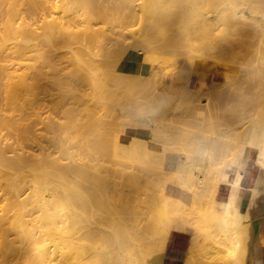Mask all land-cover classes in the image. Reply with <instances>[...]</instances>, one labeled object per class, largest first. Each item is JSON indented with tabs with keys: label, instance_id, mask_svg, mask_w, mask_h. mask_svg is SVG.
<instances>
[{
	"label": "bare ground",
	"instance_id": "6f19581e",
	"mask_svg": "<svg viewBox=\"0 0 264 264\" xmlns=\"http://www.w3.org/2000/svg\"><path fill=\"white\" fill-rule=\"evenodd\" d=\"M2 5L0 264H154L159 256L150 258L152 233L165 246L171 225L199 214L212 222L203 233L222 247V264H243L249 233L239 227L238 202L226 199L217 213L213 200L225 165L242 149L244 172L254 151L264 168V0H0ZM30 59L33 64L25 62ZM64 63L72 67L66 79ZM154 76V91L139 87ZM42 79L47 82L41 86ZM53 90L59 96L47 108L70 122L41 118L40 112L38 124L50 137L45 139L34 134L27 108L35 91ZM89 90L90 97H80L87 108L76 107L73 98ZM192 90L209 93L208 103L175 118L174 100ZM133 91L150 97L152 116L127 124L155 129L157 141L123 151L105 138L108 122L97 109L115 98L122 114L131 112L135 106L127 95ZM216 106L246 125L241 132L220 133ZM75 125L80 134L93 135L82 153L73 151L83 144L72 143ZM172 125L202 126L175 131ZM34 138L51 145L34 153ZM198 142L206 144L207 165L193 163L203 155ZM166 150L185 153L176 178L192 192V206L149 178L165 174ZM121 159L135 165L112 171L113 178L104 174L112 168L106 164ZM244 172L229 188L242 187ZM150 207L154 221L145 211Z\"/></svg>",
	"mask_w": 264,
	"mask_h": 264
},
{
	"label": "rangeland",
	"instance_id": "374dc122",
	"mask_svg": "<svg viewBox=\"0 0 264 264\" xmlns=\"http://www.w3.org/2000/svg\"><path fill=\"white\" fill-rule=\"evenodd\" d=\"M3 8H6V5H2L0 7V12H2ZM33 60L34 59H30V60L25 61V62L32 63ZM55 62L58 63L59 60L56 59ZM2 63H4V62H2ZM58 66H59V64H58ZM60 66H63V67L64 66L65 67L67 66V69L65 68V70H64V74H66V75H63V79H66V77L68 75L67 73H69V70L72 67L69 66V65H66L65 63L64 64H61ZM9 67H13V68L15 67V68H17L15 65L14 66L12 65V66H9ZM185 67H187V66H185ZM11 72H13V70H11ZM64 76H66V77H64ZM156 79H157V76H154V77H152V78L149 79L150 83L145 84V85L144 84H141L139 87L140 88L147 87L148 88V93L150 92L149 90H151V92H152V90L154 91L152 85H154ZM40 81L42 83L39 82V80H38V83L41 86H42V84H44V82H47L45 79H42ZM66 82H68V81H66ZM205 84H207V81H206ZM193 86L194 85L192 83V87ZM44 89H45V86H44V88L42 90L44 91ZM57 91L56 90H53L52 91L53 93L51 95H49L48 93L47 94L46 93L45 94L40 93L39 96L38 95L36 96V94H37L36 91L34 92L35 93V97L36 98L38 97L37 98L38 100L33 95L31 104H29V107H31L32 109L29 108V107H28L29 109L27 108V113L29 112L28 114L30 115L29 118L30 119L32 118L31 120H29V122L31 121V123H32L31 125H32V129H33L34 134L42 133V131H43V129H42L43 127L41 126V124H38L37 115H40L42 113L41 114V116H42L41 118H44V117H48L49 116V117L54 118L56 120H59V117L60 116L65 115L64 113L60 115V113H58V111H56V109H54L51 106L47 108V106H49L48 105L49 100L51 98L52 99L54 98L53 100H55V98L57 99V96H59V94H57L56 97L54 96L55 95L54 93H57ZM88 92H90V90L89 91H86V92H80V93H78L77 96H79V98L81 96L88 98V97H90V95H89ZM203 92H205V91L199 92L198 90L197 91L192 90L188 94H182V96L180 98L174 100V102H173L174 104L173 105L175 106V108H174V110L171 111L170 114L171 115H174L175 118L182 119L183 116H186L187 117V115L190 114V111L193 110V106L195 104H200L201 106L204 105V104H207L208 103V98H209L210 95H209V93H203ZM52 95H53V97H51ZM45 96H46V98H45ZM76 97H74L73 100H72L73 102H77L75 104V106L76 107L78 106L81 109L87 108V103H85V101H82V98H80L81 99L80 100V99H78V97L77 98ZM127 97L130 98L131 103L135 106L133 109H131V112H127V113H123L122 114V111L119 109V104L117 103V101L113 102V100L115 98L112 99V100H108V102L106 103V107H105V105H103V106H101V107H99L97 109L99 112H101V114H99V115H102V116L103 115H106V118L105 119L108 122L107 125H103L104 131H105V138L113 139V140L115 139L113 141V146L114 147H117V148H120V150H123V151L133 148L139 141H142L146 146H151V145L154 146L156 144L155 141H157V138L152 133H154V130L155 129L152 128V130H151L150 128L147 127V125H135V128H134V125L127 124V122L129 120H133L134 118L135 119H139V118H143V117H146V116H149V115L152 116L150 114V112L148 111L150 107H147L146 106V105L149 104L148 101H149V98L150 97H145L144 98V96H141L139 93H137L135 91L132 92V95H127ZM186 98H190L191 100H194L195 102H188V101L184 102L186 100ZM33 99H34V101H33ZM35 100H37V103H36ZM43 100H45V101H43ZM38 103L40 104V106H39ZM34 106H35V108H34ZM67 106L68 107H71L72 105L71 104H68ZM184 108H186V109H184ZM216 109H217V111L215 112V117H216L217 120H220L221 123H222V125H220V133H222V134H224V133H229V134L238 133V132H241V129L246 126V125H244V126L243 125H238V123L236 124L235 122H233L230 119L231 112H229L226 108H223V107H219L218 108L216 106ZM97 110H96V112H97ZM114 110L116 112H114ZM31 111H33L34 113L31 112ZM34 114L36 115V117H35ZM237 114L239 115V118L244 117V115H243L244 112L237 113ZM33 115H34V117H33ZM191 116H193V115H191ZM190 117H188L189 120H190ZM35 118H36V120H35ZM61 118H60V120L63 121L64 117H61ZM32 120H33V122H32ZM65 122H70V120L69 121L68 120H65ZM33 124H36V125L34 126ZM37 124H38V126H37ZM228 124H230V125H228ZM79 126L80 125H77L76 126V128L74 130L75 132L74 131H70V132H72V143L73 144H75L76 142H78L80 144L81 143L80 140L83 142V144L81 143V147L78 146V149L79 150H75V148H74L73 151H76V152L79 151V153H82V152H85L84 151V150H86L85 147H88V146H86L85 141L87 140V138L93 137V135L90 134V133H88L87 131L85 133V131L83 130L84 128L81 125V127L79 128V129L83 130V131L80 130L81 131V134H83L82 132H84V134H87L88 133L87 136L85 135L86 138L84 137V134L81 136V134H80V132L78 131V128H77ZM200 126H202V125H172V127H174L173 129L175 131L182 130V129L183 130L184 129H189V128H190V130H191V128L198 129V127H200ZM74 127H73V129H74ZM99 127L100 126H98V128ZM141 130H143V132ZM42 135H44L45 137H47L49 134H47V133L44 132V133H42ZM75 135H77L78 137H76ZM48 137L45 138V139H50V137L49 138ZM52 137L53 136L51 135V138ZM81 137H83V138H81ZM45 139L43 138L41 140L42 141L41 142L40 139L34 138L32 140V142L29 143L30 146L32 145V148L35 147L34 153H35V151L37 153H40L39 152L40 151V147L42 145L46 146V143L48 144L49 141H46ZM37 141H40V143L37 142ZM110 144H111V142L108 143V146ZM48 145L50 146L51 144L49 143ZM83 145H85V146L83 147ZM46 147H48V146H46ZM197 147H199L201 149V151L203 152V155H202L201 161L198 160L197 157H195L193 163H195V164H199L200 163L201 165H207V163H208V156L206 155L207 153L205 152L207 150L206 144L203 143V142H201V143L198 142ZM76 149H77V147H76ZM31 150H33V149H31ZM241 151H244V149H242ZM30 153H33V152H30ZM182 153H180L177 150H173V151L172 150L171 151L166 150V155L164 157V164L166 165V167L163 170L165 174H163V175H161L159 177L158 176L153 177V175H151L149 177L150 180L154 179V182L157 181L156 183L165 185V191H166V193L169 196H172V197H180L181 198L180 194L177 191H175V189H178L179 187H181L183 189H187V188L181 186L179 184V179L176 178L179 175V172H181L183 170L184 163H185V157L186 156H185V153H183V154ZM179 154H181V156L179 158H177V156ZM154 156L155 155H153V158H154ZM240 157H241V155L238 154V153H236L235 154V157L233 158V160L234 161L235 160L237 161ZM129 160H127V159H121L120 160V163L118 165H115V166L111 162H109L106 165L107 166H111L112 168H109L108 167L107 168L108 171H104V174H106V175L109 174L108 176L109 177L112 176V178H113L114 176H113V174H111L112 171L117 170V172H120L122 170H131L130 167H126V166H128L130 164V162H128ZM249 163H250V168H252V167L255 166V173H257L261 169L263 171V174H264V170L262 169V167H263V165H262V155L259 152L254 151L251 154V158H250ZM248 164H247V166H248ZM130 165H135V164H130ZM247 166H246V169H247ZM114 167H116V168H114ZM137 170L138 169H136L135 171L138 172ZM172 172H174V173H172ZM138 175H140L142 177L143 176H146L147 177V174L142 173L140 171L138 172ZM230 175H234V171H231L230 172ZM3 181H4L3 179H0V183L1 184L2 183L5 184ZM219 185H224V182H222V183L219 182ZM222 187L223 188L220 189V186H219V189L220 190L218 189L217 192L215 193V196H216L215 208L218 209V210H222L223 205H224V202H225V199H236L237 201H239V191L240 190L238 188H236V189L229 188L230 191H229V194H228V197H227V192H228L227 190L228 189L226 188V186H222ZM1 191H0V193H1ZM188 191L193 196L192 192L190 190H188ZM150 193H151L152 197L154 196L155 199H156V195H157L156 194V191H150ZM257 193H258V190L257 189H254L253 190V197H255L257 195ZM1 195H2V193H1ZM1 195H0V197H1ZM183 196H182L181 199H183L187 204H189L190 203V200H191L190 195L187 194V195H183ZM215 196H214V199H215ZM140 198L141 197H139L138 199H140ZM138 199H137V201H138ZM1 200H2V198H0V201ZM137 203L140 204L141 202H137ZM159 203H161V200L159 201ZM1 204H2V202L0 203V205ZM142 205H144V204H142ZM143 210H145V209H143ZM145 211H147L146 214H147V217H149L148 220L154 221L155 218H156V215L154 214V207H150V208L146 209ZM149 211H151V212H149ZM246 216H247V214H246ZM201 217L202 216H200V214H199L198 217H192L191 219L189 218L188 220L185 219L182 222V224H183L182 226L183 227L180 228V229H178V228L176 229L175 224L174 225H171L170 226V234H171L172 231H179V230H188V231H190L191 234H192V236H193V241H192L191 247L193 248V252H194L195 257H196V254H197V255H199L200 259L204 263L212 264L213 262L217 261L220 258V254H221V251H222V247H220L219 245L213 244L211 241L205 240L206 238L203 237L201 234H199L196 231V229L193 226L192 221H195L196 222V219H197V221L199 222V224L201 226L202 225H205L207 223L206 221H209L208 219H204L203 220ZM170 234H169V236H170ZM152 236H153V240H155V243L153 244V246L151 245V251L153 252V254L155 256H151L150 258L152 259V257H155L154 259H152V260H155L158 256L160 257V255L165 251L166 245H167V242H168V239H169V236L165 240V246H163V244L161 243L162 241L159 240L156 237V234L155 233H152ZM159 241H160V243H159ZM158 262L156 261L154 264H160Z\"/></svg>",
	"mask_w": 264,
	"mask_h": 264
},
{
	"label": "crops",
	"instance_id": "0c3cea01",
	"mask_svg": "<svg viewBox=\"0 0 264 264\" xmlns=\"http://www.w3.org/2000/svg\"><path fill=\"white\" fill-rule=\"evenodd\" d=\"M238 154L241 157L236 161L232 160L227 163L224 167L223 172L220 175V182H224V185H219L220 189L222 186H226L228 189L227 197L229 194V186L230 183L236 182L238 177L244 172L243 162L245 158V152L241 151ZM264 170V168L262 167ZM234 171V175H230V172ZM242 187L238 188L239 191V201H237V206L240 213V223L239 227L248 230V235L243 239V247L245 248V253L243 256V264H264V174L260 169L257 173H255V166L250 168V163L247 166L246 171L244 172V177L242 180ZM219 188V187H218ZM219 189V190H220ZM236 189V188H232ZM257 189L258 193L255 197H253V190ZM181 198L183 195H190V203L187 204L180 197H176L181 199L185 205L192 206L193 197L191 193L187 189H183L179 187L175 189ZM232 192V191H231ZM226 193V192H225ZM172 197V196H171ZM184 197V196H183ZM226 197V198H227ZM226 200V199H225ZM216 196L213 201V211L217 213H222V210H218L215 208ZM225 203V202H224ZM224 207V205H223ZM247 214V216H246ZM183 221H181L176 229L182 228ZM205 225H200L196 219L192 221L194 228L196 231L205 237L207 241L208 238L204 235L203 229L206 227H211L212 222L206 221ZM193 241V236L188 230H179L172 231L165 251L159 257L160 264H207L204 263L199 255L196 254V257L193 252V248L191 247ZM223 260L222 254H220V258L215 261L216 264H219ZM213 262V263H215ZM233 261H230L229 264H235ZM212 263V264H213ZM222 264V262L220 263Z\"/></svg>",
	"mask_w": 264,
	"mask_h": 264
}]
</instances>
